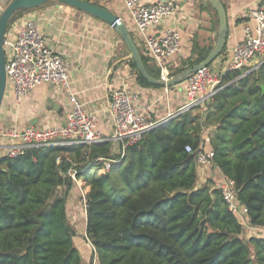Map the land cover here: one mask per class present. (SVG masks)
Listing matches in <instances>:
<instances>
[{"label":"trees","instance_id":"16d2710c","mask_svg":"<svg viewBox=\"0 0 264 264\" xmlns=\"http://www.w3.org/2000/svg\"><path fill=\"white\" fill-rule=\"evenodd\" d=\"M204 2L203 11L210 9L218 26L215 10ZM24 9L14 11L6 26ZM212 47L193 40L190 54L171 70L179 71L186 60L199 63ZM139 52L147 72L159 78L158 68ZM128 62L140 85L163 88ZM240 75V70L223 75L203 113L187 110L156 125L122 156L116 153L120 159L108 171L87 175L85 233L97 264H264V237L244 240V228L217 184L197 186L195 153L184 149H198L207 134L212 160L233 181L249 223L264 227V62ZM82 149L40 146L0 157V264H85L67 216L73 182L65 174L113 155L110 142ZM63 152L81 156L80 164L73 166ZM99 166L92 161L90 169ZM59 188L64 194H56Z\"/></svg>","mask_w":264,"mask_h":264},{"label":"built area","instance_id":"2783aa9c","mask_svg":"<svg viewBox=\"0 0 264 264\" xmlns=\"http://www.w3.org/2000/svg\"><path fill=\"white\" fill-rule=\"evenodd\" d=\"M120 1L132 23L128 28L129 33L138 37L143 46L142 53L149 57L150 64L158 68L159 79L167 80L171 77V62L181 48L180 28L175 25L182 11L181 6L176 0ZM3 39L5 93L10 91L15 105H19L35 87L43 83L52 84L58 90H65L70 103V109L59 125L28 126L22 129L0 127V142H4L5 155L14 157L30 148L71 144L82 145L86 152L92 144L112 139L118 144V155L122 156L126 146L138 141L147 130L189 109L204 105V101L220 86L226 72L240 70V78L264 62V0L250 11L248 22L242 27V38L231 48L229 56L219 61L214 60L186 77L185 86L180 88L184 102L173 113L151 119L148 116V108L136 103L135 94L124 86L109 87L106 111L114 127L109 138L100 135L97 130V116L87 111L84 104L76 98L65 58L46 45V39L39 31L34 18L26 15L18 17L13 38H7L4 33ZM184 149L195 153L198 164L217 167L212 160L211 149L201 146L194 150L190 145H185ZM119 159L117 156H99L92 161L100 163L98 171L106 172ZM55 160L60 163V156H56ZM67 160L70 159L67 157ZM92 161L82 170L69 168L65 174L72 179L84 210L88 191L85 190L84 182L78 173L90 169ZM216 187L221 190L228 210L236 216L243 228L253 231L254 225L249 223L247 209L238 199L233 181L225 177L217 182ZM87 240L93 250L92 264H96L95 248L88 238Z\"/></svg>","mask_w":264,"mask_h":264},{"label":"crops","instance_id":"0c3cea01","mask_svg":"<svg viewBox=\"0 0 264 264\" xmlns=\"http://www.w3.org/2000/svg\"><path fill=\"white\" fill-rule=\"evenodd\" d=\"M10 1L2 0L0 2V14ZM90 1L122 17L127 29L132 26L128 13L120 0ZM176 1L182 8L179 18L175 22V25L180 28L181 48L172 60L170 69L190 54L193 40L203 45H214L217 31L212 11L208 8L205 11L202 9V6L207 7L204 0ZM220 1L226 10L228 31L224 51L215 59L217 61L229 56L231 48L240 41L242 27L248 22L250 11L261 0ZM197 8L199 9L198 14ZM21 15L34 18L39 31L46 39V45L63 55L68 64L72 90L76 93V98L84 104V108L97 116V130L103 138H109L114 128L112 119L106 111V96L109 87L124 86L135 94L136 103L141 107H157L154 118L173 113L183 104L184 99L180 88H177L176 91L175 85L166 89L143 86L138 83L135 73L127 62L128 50L124 51L125 44L106 21L58 0H47L16 14L5 28L7 38H13L17 19ZM135 38L139 42L136 35L133 37L134 41ZM140 46V51H142L141 43ZM121 47H124V50ZM199 108L204 110V105H200ZM69 109L70 103L66 91L58 90L49 83L35 87L19 105H15L12 94L8 90L0 104V127L22 129L28 126L49 127L59 125L63 122ZM206 135L202 147L211 149L209 137ZM106 142H110L111 154L114 156L118 151L117 142L112 139ZM5 153L4 142H0V157L4 156ZM61 154L73 159V166L80 164L78 160L81 156L78 157L75 153L68 152ZM196 169L197 186L207 181L215 185L218 181L225 179L217 167L197 163ZM94 173L103 174L104 172L95 168H88L84 173H79L87 191L89 185L86 183V177ZM78 198L76 188L72 185L67 196L66 211L75 210L78 212V207L82 210L80 220H77L76 216L68 219L71 220V225L75 228L81 226L79 233L77 232L78 227L77 230H74V244L79 250L83 262L87 264L89 260L93 261V250L85 233V210ZM253 229V231L247 230L246 238L250 236L262 237L263 227L253 226Z\"/></svg>","mask_w":264,"mask_h":264},{"label":"water","instance_id":"95a60500","mask_svg":"<svg viewBox=\"0 0 264 264\" xmlns=\"http://www.w3.org/2000/svg\"><path fill=\"white\" fill-rule=\"evenodd\" d=\"M47 0H11L0 14V104L2 102L3 96L5 94L6 88V75H5V57H4V48H3V38L5 33L6 24L8 22L11 14L21 8H32L38 4H41ZM68 6L77 8L83 12L91 14L101 20L106 21L109 26L121 37L123 43L125 44L128 55L127 59L134 61L137 71L142 75V77L147 80L149 83L160 86V87H172L174 85L180 84L183 82L186 77L192 72L198 71L203 67L211 64L220 54L225 45L228 25H227V15L225 7L223 6L220 0H206L215 10L218 17V26L215 33L216 40L208 52L206 57L199 63L184 69L178 75L170 77L167 80H161L150 75L142 61L140 52L136 46L133 37L129 33L125 23L117 15L113 14L111 11L102 7L99 4H96L90 0H58ZM263 88V86H262ZM163 123V122H162ZM161 124V123H160Z\"/></svg>","mask_w":264,"mask_h":264},{"label":"rangeland","instance_id":"374dc122","mask_svg":"<svg viewBox=\"0 0 264 264\" xmlns=\"http://www.w3.org/2000/svg\"><path fill=\"white\" fill-rule=\"evenodd\" d=\"M197 10V14H198V12H199V9L197 8L196 9ZM133 37L135 36V34L134 33H132L131 34ZM135 42H136V44H137V47L139 48V50L141 49V46H140V43L137 41V39L135 38ZM123 43H122V41H121V45H122ZM124 47H125V45H124ZM124 47H121V49L123 48V50H124ZM125 52L127 51V49H126V47H125V50H124ZM124 51H122V53H124ZM127 53H128V51H127ZM182 60V59H181ZM127 62H128V60H127ZM128 64H129V62H128ZM192 65H191V62L190 61H185V62H182V64L180 65V70L179 71H177V70H170V75H171V77H174V76H176V75H178L180 72H182L184 69H187V68H189V67H191ZM131 67V66H130ZM133 68V67H132ZM131 68V69H132ZM132 71H133V69H132ZM134 72V71H133ZM185 84H186V82L184 81V82H182V83H180V84H177V85H175V90L177 91V88H182V87H184L185 86ZM175 93V91L173 92V94ZM148 105H150V104H148ZM155 108H157V107H149L148 108V116L151 118V119H154V115L156 114V111H155ZM189 111L192 113V114H201V113H203L204 111L203 110H201V108H199V107H197V108H193V109H189ZM162 115V114H161ZM66 191V189L65 188H59L57 191H56V194L57 195H60V194H64V192ZM80 207H78V210L80 211H78V212H75V210L74 211H72V212H68L67 211V216H68V218L69 219H71V218H73V217H75L76 216V219L77 220H80V217H81V213H82V210L81 209H79ZM77 210V209H76ZM68 219V220H69ZM69 223L70 224H72L71 223V220H69ZM73 228H74V230H77V227L75 228L74 226H72ZM81 230V226L79 225V227H78V233H79V231ZM244 235H243V238H244V240L246 241V237H245V235H246V232H247V230L246 229H244ZM77 245V244H76ZM89 263H87V264H92V262H91V260H89L88 261ZM97 264V263H96Z\"/></svg>","mask_w":264,"mask_h":264}]
</instances>
